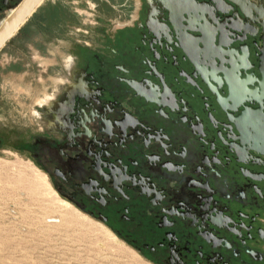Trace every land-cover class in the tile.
<instances>
[{"label":"flooded vegetation","instance_id":"1","mask_svg":"<svg viewBox=\"0 0 264 264\" xmlns=\"http://www.w3.org/2000/svg\"><path fill=\"white\" fill-rule=\"evenodd\" d=\"M21 1L0 0V26ZM174 1L127 0L128 18L87 26L52 98L0 109V147L29 154L65 199L155 264H264V129L247 119L264 116L258 57L246 84L212 39L205 51L227 72L212 84Z\"/></svg>","mask_w":264,"mask_h":264},{"label":"rangeland","instance_id":"2","mask_svg":"<svg viewBox=\"0 0 264 264\" xmlns=\"http://www.w3.org/2000/svg\"><path fill=\"white\" fill-rule=\"evenodd\" d=\"M9 85L11 97L39 101L57 89L24 93L21 83ZM0 264L155 263L65 199L29 154L0 147Z\"/></svg>","mask_w":264,"mask_h":264},{"label":"crops","instance_id":"3","mask_svg":"<svg viewBox=\"0 0 264 264\" xmlns=\"http://www.w3.org/2000/svg\"><path fill=\"white\" fill-rule=\"evenodd\" d=\"M102 1L44 0L37 7L0 52V109H9L13 115L12 109L39 101L25 94L11 97L9 92L15 91L9 85L12 82L24 85V93L37 91L38 87L42 92L59 88L65 80L63 71L70 68L84 44L87 26L95 29L100 26L96 23L99 18L119 22L132 14L125 6L127 0H106L112 4L110 11L96 7ZM26 80L30 81L28 87Z\"/></svg>","mask_w":264,"mask_h":264},{"label":"water","instance_id":"4","mask_svg":"<svg viewBox=\"0 0 264 264\" xmlns=\"http://www.w3.org/2000/svg\"><path fill=\"white\" fill-rule=\"evenodd\" d=\"M43 1L22 0L12 9L0 26V49L17 33ZM207 3L209 5H205L203 2L195 3L193 0H176L174 3V9L178 12V17L183 18L182 21L187 25L186 30L195 32L193 42L204 50L201 56L204 60L203 64L206 65L205 68L208 71L199 70L202 77H208L209 81L214 85L218 84V77L220 76L225 81L227 79L226 70L221 68L220 54L214 51L210 52L211 49L209 53H207V50V52L205 51V48L209 49L208 47L210 46L208 44H210L212 39L217 40L218 47L223 48L222 55L226 57L230 67L235 65L246 73V84L251 82L249 75H252V72H248L251 68L248 63L252 53H255L258 57L260 65L258 71L261 77H264L262 69L264 65V0H207ZM217 14L219 19L223 18L221 22H217L215 19ZM169 19L170 21L172 20L171 14ZM207 21L212 22L213 26L206 28L205 22ZM171 23L176 31L174 23L172 21ZM189 24H194L195 27L190 28ZM224 30L229 31V37H232L230 40H224ZM176 37L182 42V37L178 32H176ZM212 57L218 61L216 66L212 62ZM139 94L150 101L151 98H148L146 92H139ZM262 94L264 95L263 92ZM230 103L234 105L235 100L231 98ZM251 115L247 113V119L257 121L264 129V116L252 118L254 115ZM261 141L264 144V133L261 135ZM260 153L264 155L263 150ZM262 180L264 181V178Z\"/></svg>","mask_w":264,"mask_h":264},{"label":"bare ground","instance_id":"5","mask_svg":"<svg viewBox=\"0 0 264 264\" xmlns=\"http://www.w3.org/2000/svg\"><path fill=\"white\" fill-rule=\"evenodd\" d=\"M169 1V0H168ZM172 2V1H171ZM175 2V1H174ZM175 5V4H174ZM169 7V6H168ZM170 9V8H169ZM176 12V11H175Z\"/></svg>","mask_w":264,"mask_h":264}]
</instances>
